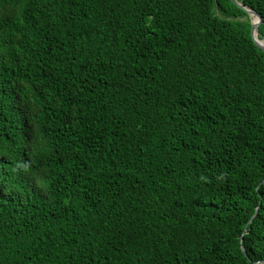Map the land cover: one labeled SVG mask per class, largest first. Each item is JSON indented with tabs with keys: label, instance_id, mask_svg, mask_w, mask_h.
<instances>
[{
	"label": "trees",
	"instance_id": "obj_1",
	"mask_svg": "<svg viewBox=\"0 0 264 264\" xmlns=\"http://www.w3.org/2000/svg\"><path fill=\"white\" fill-rule=\"evenodd\" d=\"M236 2L261 40L264 0ZM251 26L230 0H0V264H264Z\"/></svg>",
	"mask_w": 264,
	"mask_h": 264
},
{
	"label": "water",
	"instance_id": "obj_2",
	"mask_svg": "<svg viewBox=\"0 0 264 264\" xmlns=\"http://www.w3.org/2000/svg\"><path fill=\"white\" fill-rule=\"evenodd\" d=\"M232 3H234L236 6H238L239 8H241L242 10H244L249 17H254L256 20L252 21V26H251V30H250V34L252 37V40L254 41V43L262 50V52L264 53V37L261 38V40L258 39L257 35H258V25L261 23V17L253 10L248 9L242 5H240L239 3L236 2V0H230ZM264 180L261 182L263 183ZM252 219V217H251ZM251 219L248 221V223H250ZM240 249L242 254L247 257L245 249L243 247L242 244V240H240Z\"/></svg>",
	"mask_w": 264,
	"mask_h": 264
},
{
	"label": "bare ground",
	"instance_id": "obj_3",
	"mask_svg": "<svg viewBox=\"0 0 264 264\" xmlns=\"http://www.w3.org/2000/svg\"><path fill=\"white\" fill-rule=\"evenodd\" d=\"M252 21H255L256 19L254 17H251Z\"/></svg>",
	"mask_w": 264,
	"mask_h": 264
}]
</instances>
